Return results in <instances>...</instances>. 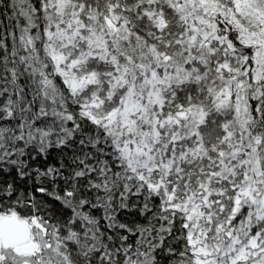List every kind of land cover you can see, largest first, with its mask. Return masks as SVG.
<instances>
[{"label": "snow or ice", "instance_id": "6c2138e0", "mask_svg": "<svg viewBox=\"0 0 264 264\" xmlns=\"http://www.w3.org/2000/svg\"><path fill=\"white\" fill-rule=\"evenodd\" d=\"M0 264H264V0H0Z\"/></svg>", "mask_w": 264, "mask_h": 264}]
</instances>
